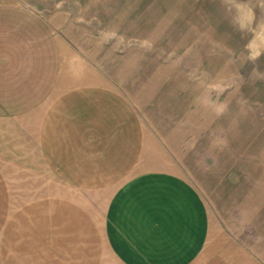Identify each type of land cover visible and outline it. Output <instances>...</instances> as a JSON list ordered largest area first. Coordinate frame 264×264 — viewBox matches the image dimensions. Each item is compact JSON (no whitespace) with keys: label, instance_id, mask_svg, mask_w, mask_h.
Segmentation results:
<instances>
[{"label":"rangeland","instance_id":"1","mask_svg":"<svg viewBox=\"0 0 264 264\" xmlns=\"http://www.w3.org/2000/svg\"><path fill=\"white\" fill-rule=\"evenodd\" d=\"M0 3L47 22L65 81L126 96L143 129L140 165L191 185L208 240L223 232L264 264V0ZM11 194L16 205L40 195ZM66 194L95 218L103 264L135 259L134 238L109 223V193Z\"/></svg>","mask_w":264,"mask_h":264},{"label":"crops","instance_id":"2","mask_svg":"<svg viewBox=\"0 0 264 264\" xmlns=\"http://www.w3.org/2000/svg\"><path fill=\"white\" fill-rule=\"evenodd\" d=\"M143 148L127 97L65 81L47 22L0 3V264H103L95 218L67 192L110 194L112 230L137 249L127 264H258L223 232L208 240L191 185L145 170ZM12 191L40 195L16 205Z\"/></svg>","mask_w":264,"mask_h":264}]
</instances>
